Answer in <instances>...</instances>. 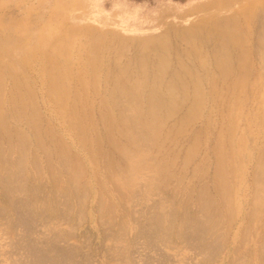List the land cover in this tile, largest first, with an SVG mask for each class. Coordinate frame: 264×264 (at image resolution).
Masks as SVG:
<instances>
[{"label":"rangeland","instance_id":"obj_1","mask_svg":"<svg viewBox=\"0 0 264 264\" xmlns=\"http://www.w3.org/2000/svg\"><path fill=\"white\" fill-rule=\"evenodd\" d=\"M217 22L237 23L240 29L239 41L227 42V51L223 49V51L227 53L229 51L232 54L229 53L231 56L227 58L232 68L234 67L233 71L225 76L227 81L222 80L224 76L222 75L223 78L220 76L218 72L220 66L214 59L211 47L216 42L210 43L199 39L205 34L210 36L216 27L215 25L218 24ZM71 31L73 32L72 39L76 42L74 46H69L72 51L67 53L69 62L70 59L74 60V62L72 61L74 65H71L70 62L71 76L73 77L72 79L70 77V83L67 82V87L70 88L71 92L70 97H68L70 101L67 105L59 107L48 98L46 85L42 84V81L37 77L41 71V65L37 63V60L38 62L43 60L41 57L43 52L49 50L50 43L55 38L62 36L63 44L70 40L67 34ZM39 35L40 39H47L39 45L37 60L34 59L35 63L31 65L29 72L24 71L23 67L20 68L19 66L13 69L12 61L24 51L23 46L30 48L35 46ZM263 35L264 0H0V64L6 66L4 96H9L12 93L11 78L7 76L13 75L16 78L18 75L20 81L28 83L27 87L22 90L25 93V99L34 107L37 103L38 107L36 106L35 109L37 108L38 112L35 111L37 112L36 116L40 114V117L37 116V118L41 119L42 128L53 130V141L49 144L50 147L54 148H51L52 151L54 150V154L50 158L47 153L44 154L45 151L42 152L43 150L35 145L28 146V153L27 155L24 153V156H21L19 152L5 153H8L6 155L7 162L0 169V264H31L32 258H35L36 255L38 258L33 259L36 260V262L32 261L34 264H39L40 261L41 264H45V262L46 264H264V205L263 208L257 206L259 199L262 198L260 196H264V173L260 166V163L264 161V103L262 102L264 100V45L260 43V38ZM187 36L192 38L188 39ZM199 40L204 42L203 45ZM147 41H151V47H156L160 43L165 45L166 54L169 56L167 64L171 69L166 72L169 77L166 74L165 81L170 76L172 78L179 74L181 81L185 82L183 85L187 91V94L178 90L176 93L174 92V94L179 93L175 95L177 98L171 94L182 107L179 104L174 112L179 110L177 114H172L175 117H166L169 120L162 122L161 127L163 128L160 129L159 143L152 141L149 138L150 135L146 137V131H144L145 136H142L143 133L142 135L139 134L145 125L144 121H149V116L140 117L137 115L138 111L134 115V110H132L139 107L141 113L146 114L148 101L145 96L150 98L149 94L143 93L138 96V99L136 98L140 103H143H141V107L135 106V103L139 105L138 101L134 97L130 99L129 95L127 98V94L124 95V92L114 93L116 97L114 95L113 97L118 101L113 100L108 94L111 90L108 88L112 87L108 83L111 79L110 76L108 80L105 79L107 83L101 79L99 82L88 86L85 103L73 96L79 92V84H77L75 77L78 73V66H80L78 57L74 58V55L77 56V50L82 43H85V50H88L89 43L99 47L101 53L106 50L104 60L107 65L112 66V72L109 71V73L111 72L110 75L116 76L119 74L117 72L118 67H122L121 63L123 65L130 64L128 66L131 70L137 66L136 59L134 60L133 57L145 49ZM110 45L111 47H109ZM217 45L222 47L225 46V43L218 42ZM118 51L122 52L119 53ZM148 51L152 53L151 57L155 58L156 51ZM238 55L243 56L244 60L240 58V61L243 62H238L239 59L236 60V56L239 58ZM131 63L134 67L131 66ZM237 65L240 66L236 67ZM243 66L247 69V79L240 90H235V88L230 87V82H234L238 77L239 68L243 70ZM106 72L103 71L102 73L105 74ZM208 72L214 75L216 82L210 83V80L208 81ZM8 73L13 74L9 75ZM135 74L137 73L131 71L132 81L138 79L139 75L135 77ZM215 86H217V92H213L212 95L211 90L213 91ZM162 88L161 97L164 98V101L169 102L172 97H169L165 87ZM226 88L230 91L228 92ZM202 92L207 93L202 95L203 99H201V95L196 98L197 94ZM180 93L184 95H180ZM181 96L184 99H179V101L178 98H182ZM168 97L169 99H167ZM199 99L203 101L202 103L199 102L198 116L191 124L188 123L190 125L184 126L181 123L182 126L180 121L189 114L187 111L193 106L192 101L197 103L196 100ZM112 101H115V104ZM231 101L242 103L235 112V128L233 130H231L229 117L231 113L229 103ZM73 103L75 104L72 105ZM189 105L191 106L189 107ZM77 107L80 108L79 114L82 113L83 117L85 115L88 117L87 119L82 117V121L87 125L84 133L87 140L85 143L88 150L90 148L97 149L94 158L86 154V150L83 149L85 147L80 142L77 133L74 130H67L65 127L63 116L66 114L69 116L72 109ZM83 109L86 113L81 112ZM101 111H104V114ZM29 112L31 114V110ZM100 113L102 115L99 116ZM105 113L114 118V121H111L116 148H111L110 143L112 142L106 136ZM127 113L133 114L132 117ZM126 116H130V118ZM139 117L140 119H138ZM14 119L10 118L11 127L19 128L22 133L28 130L25 134L27 137L30 135L28 138H31L30 129L25 125L27 124L25 123L26 119L24 124L22 122L23 125H19V121L23 120ZM127 119L141 122L134 125L131 120L129 122ZM73 121L75 123L77 117ZM137 124L143 127L139 128ZM118 125L120 128L127 127V130L130 131L138 129L136 130L137 133L135 130L133 133L134 142L131 143L127 135L119 131ZM178 125L181 126L180 131H178ZM136 126L137 128H134ZM228 126L229 131L227 130ZM171 127H174L171 132L172 135L169 132ZM144 130L146 129L144 128ZM197 132L199 141L195 138ZM166 134L169 136L165 140ZM139 135L151 141L148 142L145 138V141L141 142L138 138ZM96 136L100 137L102 142ZM224 139L228 140L223 141ZM96 140L101 142L99 146L102 147L98 146ZM162 141L165 142L163 143L164 146L161 144ZM145 142H148L149 148L152 147L153 150L148 149V147L145 148V146H149L148 143L145 145ZM218 143L222 144L223 147H228L227 149L230 145L233 147L231 151L228 150V153L232 154H228L229 157L227 158L230 163L236 162L233 170H228L227 176L225 175L232 187L229 202L230 206L232 205V210H228L230 213L226 212L215 185L218 166L216 153L217 147L220 145ZM128 144L130 145L128 146ZM57 147L62 148L63 151H69L67 154H62L65 159L59 155ZM191 148L197 151L190 157L191 159H185L186 155L189 156ZM122 150H128L132 155L135 154L137 158L141 159V164H145L144 167L142 166L137 172H130L127 169H114L113 166H109L110 163L115 164V166L117 164L118 168L124 165L123 157L125 155ZM236 150L240 151L238 155L234 154ZM33 154L35 155L33 156ZM172 162L175 165L170 167ZM182 162L185 164L184 169ZM78 169L85 176L80 174L82 179L77 183L80 185L79 189L78 185L75 184L78 181L73 183V186L76 185L75 188L79 190L77 196H82L87 191L83 186L85 180L88 182L86 186L89 184L90 188L88 186V192L75 199L77 190L72 187L71 182L74 180H72L71 173L78 171ZM204 170L205 174H203ZM161 171L162 173H158ZM257 172L260 174V180ZM14 173L15 175H13ZM6 179H11L12 183L10 181L5 182ZM167 179L170 180L166 182ZM97 180H101V187ZM258 180L259 182H256ZM177 182L181 183L178 184ZM83 189L84 191H82ZM202 189H206L204 194ZM258 189L261 190L258 191ZM200 190L203 194L202 197H200ZM64 191L69 193V197H64L66 193ZM197 195L200 198H197ZM201 198L203 199L200 200L202 204L198 201ZM62 201L66 204L64 205ZM204 202H208L207 205L210 208L205 207L204 204L206 203ZM219 205H222L221 214L219 211V214L211 220V213ZM199 209L204 210L200 211ZM251 210L253 212L257 210V212L252 213ZM220 215L221 217L218 218ZM173 216H177L176 219H173ZM158 219L163 223L162 227L159 226L161 223ZM170 222H174L173 225ZM188 223L191 226H188ZM167 224L170 226L167 227ZM156 225L162 229L159 228L157 231ZM198 225L200 226L198 227ZM166 228L168 234L165 233ZM170 228L171 230H169ZM194 229L198 230L199 233ZM150 231L155 235L147 233ZM215 241L218 243H214ZM38 244L41 245L38 246ZM28 245L30 247L34 245V248L45 253L42 256L37 249L36 251L33 248L36 253ZM31 250L33 254L30 253ZM40 254L41 260H39ZM69 254L70 257H67ZM59 255L62 257L64 255V258ZM43 257L50 260L43 262ZM58 261L60 262L58 263Z\"/></svg>","mask_w":264,"mask_h":264},{"label":"bare ground","instance_id":"obj_2","mask_svg":"<svg viewBox=\"0 0 264 264\" xmlns=\"http://www.w3.org/2000/svg\"><path fill=\"white\" fill-rule=\"evenodd\" d=\"M218 23V22H217ZM232 22H230V23H228V22H225V23H223V22H219L217 25H215L216 27L214 28V31H212V33H211V35L210 36H206V34H205V36H201L200 34V36L201 37H199V39H201V40H204V41H209L210 43H212L213 41H215L216 43H214V46L213 47H211L212 48V51H213V54H214V59H215V62L216 63H218V65L220 66V67H218L219 68V73H220V76L222 77V75L224 76V78L222 79V80H224L225 78H227V77H225V76H228L229 75V73H231L232 71H233V69H234V67L232 68V65H230V63H229V57L228 56H231L232 54L228 51V53L227 52H225V51H223V49H225L226 51H227V46H226V43L227 42H236V41H239V38H240V35H239V31H240V29L238 28V24L237 23H233V24H231ZM210 30V29H209ZM188 31V30H187ZM71 33V34H70ZM70 33H68L67 34V36H68V38H70V40H68L67 42H65V44H63V39H61L62 38V36H61V38L59 37V38H55V40H53V41H51V43H50V48H49V50H47V51H44L43 52V56H41V57H43V60L42 61H40V62H38V60H37V51L38 50H40V48H39V45L43 42V40L45 41L47 38H45V39H40V35H39V37H38V40H37V44L35 45V46H33L32 48H30V47H26V46H23L24 47V51L20 54V56L19 57H17V58H15L12 62V64H13V66H14V68L13 69H15V68H17L18 66L20 67V68H22L24 71H26V72H29V69L31 68V65L33 64V63H35V60L34 59H36L37 60V63H39L40 65H41V71H40V73H39V76H37L38 77V79L40 80V81H42V84H45L46 85V89L48 90V93H47V95H48V98L52 101V102H54V103H56L59 107H63V106H65V105H67L68 103H69V101L70 100H68V97H70V88L69 87H67V82H69V79H70V77H71V79H72V77L73 76H71V70H70V68H71V65H74V64H72L73 62H74V60H71L70 59V62H71V65H70V62H69V57H67V53H68V51H72L71 50V48H69V46H74V43L76 42V41H74V39H72V35H73V32L71 31ZM187 33V32H186ZM189 34V33H188ZM190 34H191V32H190ZM189 34V35H190ZM210 34V33H209ZM183 35V34H182ZM191 36V35H190ZM190 36H187V38L188 39H191V38H189ZM193 36V35H192ZM84 37V36H83ZM82 37V38H83ZM184 37V36H183ZM182 37V38H183ZM198 39V38H197ZM201 40H199V42H201ZM192 41V40H191ZM150 42L151 41H147L146 43H145V49H143L142 51H140L139 53H138V55L137 56H135V57H133V59L135 60L136 59V62H137V66L133 69V70H131V69H129V66H130V64H128V65H123L121 62V68L120 67H118L119 69H117V72H119V74L118 75H116V76H112V75H110V73L112 72V66L110 67V65H107L106 64V62H105V58H104V54H105V52H107L106 50H105V52H102L101 53V51H100V49H99V47H97V46H95V44H93V43H89V48H88V50H85V43L83 44H81L80 45V48L77 50L78 52H77V56L76 55H74V58H77L78 59V63L80 64V66H78V73H77V75H76V80H77V84H79V92H77L76 94H73V96H74V98L75 99H78V100H82V102L83 103H85V98H86V92H87V88H88V86L90 85H93V84H95V83H97V82H99V80H101V79H106V80H108V77H110L111 76V79L109 80V84H111V86H109V87H111V88H108L110 91V93H108L109 94V96L110 97H112L113 98V100H117L116 98H114V97H116L115 95L116 94H114V93H118V92H124V95H126L127 94V98H128V95L130 96V99H132V97H134V99L136 100V101H138L137 99H138V96L139 95H142L143 93H147V94H149V96H150V98H148V96H145V97H147L146 99H147V105H148V107H147V109H146V107H145V109H146V111H147V113L146 114H144L143 112L141 113V111H140V109H139V107H136V110H135V108L134 109H132V110H134V115H136V113H137V111H138V113H137V115H140V117L141 116H144V115H147V116H149V121H144V127L143 126H141V127H143V130H142V128L140 127V126H138V124L141 122V121H139V123L137 122V121H133V120H131V122L134 124V125H136V123H138L137 124V126L139 127V128H141V130H140V133L139 134H141L142 135V133H143V135L142 136H145V132L144 131H146V137H149V135H150V139L152 140V141H154V142H156V143H159V138H161V135H160V129H162L163 127H161L162 126V122L164 121H166L167 122V120H169V118H167L166 119V117H169V116H174V115H172L175 111H176V109H177V106L180 104H178L177 103V97L175 96V95H177V94H179L178 92H177V94H174V92L176 93V91L178 90V91H183V92H181V93H184V92H186V94H187V91H185V89H186V87L184 88V81L182 82L181 81V78H179L180 76H179V74H176V75H174L172 78H171V76H170V78H168V80L167 81H165L166 80V72H168V69L169 70H171L170 69V66H168V64H167V61L169 60L168 58H169V56L166 54V48H165V45L163 44V43H160V44H157V46L156 47H151L150 46ZM205 42V43H206ZM208 42V43H209ZM218 42H222L223 44L225 43V46H222L221 47V45H217V43ZM202 43V45H203V43L204 42H201ZM200 43V44H201ZM260 43H262L263 45H264V35L260 38ZM152 45V44H151ZM206 45H207V43H206ZM48 46H49V42H48ZM48 46H47V48H48ZM103 46V45H102ZM153 46V45H152ZM241 46V45H240ZM239 46V47H240ZM109 47H111V45L109 46ZM197 47H198V45H197ZM230 47V46H229ZM76 48V47H75ZM84 48V49H83ZM113 48V47H112ZM201 48V47H200ZM199 48V49H200ZM231 48V47H230ZM73 49V48H72ZM106 49V48H105ZM197 49V48H196ZM221 49H222V51H221ZM240 49V48H239ZM74 50V49H73ZM148 50H153V51H156V53L154 54L155 55V58H152L151 56V52L150 51H148ZM229 50V49H228ZM242 50V49H241ZM255 50V49H254ZM80 51V52H79ZM212 51H210V52H212ZM230 51H232V49H230ZM39 52V51H38ZM119 53H121L122 51H118ZM136 52V51H135ZM168 53H169V51H167ZM239 52V51H238ZM1 53V52H0ZM71 53V52H70ZM109 53V52H108ZM188 53H189V51H188ZM229 53L231 54V55H229ZM259 53V52H258ZM5 54V53H4ZM186 54V53H185ZM212 54V53H211ZM244 54V53H243ZM2 55H3V53H2ZM6 55V54H5ZM81 55H83V56H81ZM227 55V56H226ZM245 55V54H244ZM248 55V54H247ZM134 56V55H133ZM179 56H181V55H179ZM202 56V55H201ZM212 56V55H211ZM239 56V55H238ZM106 57V56H105ZM108 57V56H107ZM228 57V58H227ZM243 56H239V58H237V56H236V60H238L239 59V61L238 62H243L242 60L240 61V58H242ZM249 57V56H248ZM177 58V57H176ZM231 58V57H230ZM179 59H181V58H179ZM243 59V58H242ZM108 60H109V58H108ZM112 60V59H111ZM110 60V61H111ZM182 60V59H181ZM244 60V59H243ZM73 61V62H72ZM131 61H133V60H131ZM76 62V61H75ZM130 62V61H129ZM129 62H127V63H129ZM135 62V61H134ZM135 62V63H136ZM178 62H180L179 60H178ZM182 62V61H181ZM212 62H214V61H212ZM232 62V61H231ZM238 62H236V63H238ZM77 63V62H76ZM112 63V62H111ZM115 64H117V63H115ZM148 64V65H147ZM213 64V63H212ZM231 64H234V63H231ZM239 64V63H238ZM240 64H242V63H240ZM112 65V64H111ZM176 65V64H175ZM214 65V64H213ZM0 66H1V64H0ZM37 66V65H36ZM131 66H133L132 65V63H131ZM184 66V65H183ZM215 66V65H214ZM217 66V65H216ZM238 66H240V65H237L236 67H238ZM134 67V66H133ZM77 68V67H76ZM75 68V69H76ZM187 68V67H186ZM12 69V70H13ZM191 69V68H190ZM204 69V68H203ZM111 70V72L109 73V71ZM193 70V69H192ZM205 70V69H204ZM213 70V69H212ZM216 70V69H215ZM76 71H77V69H76ZM103 71H107L105 74H103L102 72ZM131 71H134V72H136L137 74H135V77H136V75H139L138 76V79H136V80H134V81H132V79H133V75H130V73H131ZM209 71H211V70H209ZM75 72V70L73 71V73ZM174 72V71H173ZM214 72V71H213ZM191 73H192V71H191ZM209 74L207 75V79H208V81L210 80V83H213V82H216V79H215V77H214V75H211V73L210 72H208ZM9 75H11V74H13V73H8ZM169 74H172V73H169ZM175 74V73H174ZM72 75H74V74H72ZM168 75V74H167ZM184 75H185V73H184ZM238 75V77L234 80V82H230L231 84V86L230 87H232V88H235V90H240L241 89V87H242V85L244 84V81L247 79L246 78V75H247V69H246V67L245 66H243V70L242 69H240L239 68V74H237ZM7 77H10L11 78V82H12V93L9 95V96H4V93H3V89H4V80H5V78H6V66H1L0 67V169H2L4 166H3V164L5 163V162H7V160H6V155L8 154H5L6 152H10V153H17V152H19V153H21V156H24L25 154L27 155V153H28V151H27V147L28 146H36L37 148H39L40 150H43L42 152H44V154L45 153H47V156L50 158L53 154H54V150L52 151V149H54V148H52V147H50V142L51 141H53V130H51L50 128H49V130L47 129H44V128H42V125H41V123H40V121H41V119L39 118L40 117V114H38L37 116H39L38 118H37V116H36V114H37V112H38V109L36 108L35 109V107L37 106L38 107V105H37V103H36V105H35V107L33 106V104L32 103H29V102H27V100L25 99V93L22 91V90H24L25 89V87H27V85H28V83H24V82H22V81H20L19 80V78H18V75H16V78L12 75V76H7ZM167 77H169V75L167 76ZM176 77H177V79H176ZM185 77V76H184ZM184 77L182 78V80L184 79ZM194 77V76H193ZM199 77V76H198ZM218 77V76H217ZM140 78V79H139ZM200 78V77H199ZM190 79V78H189ZM203 79V78H202ZM233 79V78H232ZM105 80V81H106ZM201 80V79H200ZM226 81H227V79H225ZM224 80V81H225ZM30 81V80H29ZM104 81V82H105ZM185 81H186V78H185ZM191 81V80H190ZM231 81V80H230ZM31 82V81H30ZM36 83V82H35ZM70 83V82H69ZM105 83H107V81L105 82ZM192 83V82H191ZM186 84H188V83H186ZM38 85H41V84H38ZM203 85V84H202ZM68 86H70V84H68ZM97 86V85H96ZM188 86V85H187ZM245 86H246V84H245ZM37 87V86H36ZM45 87V86H44ZM72 87V86H71ZM162 87H165L166 89V92H168V94H169V97H172V98H170V101L169 102H166V101H164V98H162L161 96V88ZM228 87V86H227ZM23 88V89H22ZM68 88H69V90H68ZM163 89V88H162ZM196 90V89H195ZM201 90H203L202 88H201ZM201 90H200V92H201ZM226 90L229 92L230 90L228 89V88H226ZM247 90V89H246ZM191 91V90H190ZM163 92V91H162ZM213 92L214 93H216L217 92V86H215L214 87V89H213V91L211 90V93H212V95H213ZM228 92H227V94H228ZM238 92V91H237ZM126 93V94H125ZM180 93V95H184V94H181ZM196 93H197V90H196ZM203 93V94H202ZM202 93H200V94H197V96H196V98H198V95L200 96L201 95V99H203L202 98V95H204V94H207V93H204V92H202ZM164 94V93H163ZM167 94V95H168ZM171 94H173L174 95V97H176V98H174L173 96H171ZM113 95H114V97H113ZM193 95H196V94H194L193 93ZM230 95H231V93H230ZM45 96H46V94H45ZM119 96V95H118ZM117 96V97H118ZM166 96V95H165ZM228 96V95H227ZM247 96V95H246ZM121 97V96H120ZM169 97L167 98V99H169ZM182 97V96H181ZM204 97V96H203ZM234 97V96H233ZM111 98V99H112ZM137 98V99H136ZM187 98V97H186ZM193 98H195V96H193ZM195 98V99H196ZM236 98V97H235ZM119 99V98H118ZM129 99V100H130ZM149 99V100H148ZM179 99H184V97H182V98H178V100ZM194 99V100H195ZM201 99H199V100H196L197 101V103L196 102H193L192 101V103H193V106L187 111V112H189V114H187V116L185 117V118H182V121H180V124L182 123L184 126H188V125H190L195 119H196V116H198V114L197 113H199L198 111V105H199V102L200 103H202V101L203 100H201ZM264 99V98H263ZM72 100V99H71ZM77 100V101H78ZM73 101V100H72ZM118 101V100H117ZM128 101V100H127ZM131 101V100H130ZM135 101V102H136ZM180 101V100H179ZM111 102V101H110ZM113 102V101H112ZM115 102V101H114ZM113 102V103H114ZM119 102H121V101H119ZM262 102L264 103V100H262ZM261 102V103H262ZM71 103V102H70ZM132 103V102H131ZM142 103V102H141ZM141 103L138 101V104L139 105H136V103H135V106H140L141 107ZM196 103V104H195ZM204 103V102H203ZM228 103V102H227ZM75 103H73L72 105H74ZM115 104V103H114ZM129 104H130V102H129ZM143 104V103H142ZM241 102L240 101H231L230 103H229V109H230V111H231V113L229 114V117H230V123H231V130H233L234 128H235V122H234V120H235V112H236V110L237 109H239L240 107H241ZM95 105H96V103H95ZM120 105V104H119ZM133 105V104H132ZM131 105V106H132ZM165 105H166V107H165ZM77 106V105H76ZM180 106H181V104H180ZM191 105H189V107H190ZM263 106V105H262ZM68 107V106H67ZM163 107H165V108H163ZM182 107V106H181ZM181 107H178V108H181ZM227 107V106H226ZM130 108V107H129ZM133 108V107H132ZM225 108V107H224ZM246 108V107H245ZM93 109H94V107H93ZM105 109H107L106 107H105ZM104 109V110H105ZM125 109V108H124ZM139 109V110H138ZM227 109H228V107H227ZM31 110V114H30V111ZM37 112H36V111ZM40 110V109H39ZM67 110H68V108H67ZM97 111V110H96ZM95 111V112H96ZM179 111V110H178ZM177 111V112H178ZM245 111V110H244ZM29 112V113H28ZM36 112V113H35ZM40 112V111H39ZM79 112H80V108H73L72 109V113L68 116V114H66V115H64L63 117V119H64V122H65V127H66V129L68 130V129H70V130H74L76 133H77V135H78V137H79V139H80V142L82 143V145L86 148H83L84 150H86L85 152H86V154L89 156V157H91V158H94V156L96 155V153H97V149H95V148H90L89 150L87 149V147H86V143L85 142H87V140L85 139V136H84V133H85V128L87 127V125L82 121V113L81 114H79ZM81 112H83V113H86V111L84 112V109H83V111H81ZM91 112V111H90ZM89 112V113H90ZM136 112V113H135ZM162 112H164V113H162ZM177 112L176 113H174L175 115L177 114ZM88 113V114H89ZM101 113L102 114H104V111L102 112L101 111ZM99 114V116L100 115H102V114ZM171 115H170V114ZM91 114V113H90ZM98 114V113H97ZM106 114V117H104V120H105V122H106V124H107V131H106V136H107V138H109V141H111L112 143H110L112 146H115V147H112L109 143V145L111 146V148H116V140H115V138H114V136H113V123H112V121H114V118H112V116H110L108 113H105ZM112 114V113H111ZM128 114V113H127ZM84 115V114H83ZM92 115V114H91ZM128 115H130L131 117H132V115L131 114H128ZM88 116V115H87ZM93 116V115H92ZM91 116V117H92ZM115 116V115H114ZM113 116V117H114ZM130 116H126V117H129L130 118ZM179 116H181V115H179ZM183 116V115H182ZM77 117V121L74 123V119ZM86 119L88 118V117H86V115L84 116ZM83 117V118H84ZM135 117H138V116H135ZM140 117L138 118V119H140ZM175 117V116H174ZM10 118H15V119H21V120H23V121H19V125L20 124H22V122H23V124H24V120L26 119V122L25 123H27V124H25L26 126H28L29 127V132L32 134L31 136V138H28V137H30V135L27 137V135L25 134L27 131H25V132H21L20 130H19V128L17 129V127H15V128H12L11 127V125H10ZM49 118V117H48ZM115 118H117V117H115ZM124 118V117H123ZM172 118V117H171ZM179 119H180V117H178ZM14 119V120H15ZM121 119V118H120ZM135 120L137 119V118H134ZM166 119V120H165ZM112 120V121H111ZM127 120H129V119H127ZM130 120H129V122H130ZM192 120V121H191ZM12 121V120H11ZM178 121V122H179ZM191 121V122H190ZM16 122H17V120H16ZM15 122V123H16ZM119 122V121H118ZM12 123H13V121H12ZM11 123V124H12ZM53 123V122H52ZM90 123H91V121H90ZM120 123V122H119ZM176 123V122H175ZM188 123H190V124H188ZM18 124V123H17ZM22 124V125H23ZM93 124V123H92ZM179 124V123H178ZM179 124V125H180ZM181 124V125H182ZM187 124V125H186ZM120 125V124H119ZM119 125H118V127H119ZM178 125V131H180V127L181 126H179ZM182 125V126H183ZM26 126H25V128H26ZM121 126H123V125H121ZM137 126L136 127H134V128H137ZM175 126H176V124H175ZM209 126H210V124H209ZM227 126V125H226ZM24 127V126H23ZM130 127V126H129ZM47 128H48V126H47ZM144 128L146 129V130H144ZM172 129L169 131L170 133L172 132V130H173V128L174 127H171ZM184 128V127H183ZM228 129V131L230 130L229 129V126L227 127ZM130 129H132V128H130ZM182 129V128H181ZM185 129H186V127H185ZM184 129V130H185ZM25 130V129H24ZM135 130V129H134ZM134 130L132 129V131H130V130H127V127H123V128H120L119 127V131L120 132H122L123 134H126L127 135V138H128V140L132 143V142H134V136H133V133H134ZM136 130H138V129H136ZM135 130V131H136ZM175 130H177V129H175ZM183 130V129H182ZM226 130V131H227ZM104 131H105V129H104ZM141 131H143V132H141ZM52 132V133H51ZM102 132V131H101ZM223 132H224V130H223ZM29 133V134H30ZM103 133V132H102ZM118 133V132H117ZM136 133H137V131H136ZM169 133V134H170ZM177 134H178V132H176ZM180 133V132H179ZM195 133V132H194ZM98 134V133H97ZM169 134L167 135L166 134V136H164V139L166 138H168V136H169ZM173 133H171L170 135H172ZM176 134V136H178ZM227 134V133H226ZM232 134H233V132H232ZM102 136H103V134H101ZM138 136V135H137ZM140 137V135H139V139L141 140V142L142 141H145V138L146 137ZM197 136H198V132L196 133V137L195 138H197ZM229 136V135H228ZM27 137V138H26ZM97 137V136H96ZM126 137V136H125ZM199 137V136H198ZM98 138V137H97ZM97 138H95V139H97ZM143 140H142V139ZM174 138V137H173ZM101 138L99 137L98 138V140L99 141H101L100 140ZM148 138H146V141H151L150 139L149 140H147ZM163 139V138H162ZM165 139V140H166ZM171 139V138H170ZM199 138H197L196 140L197 141H199L198 140ZM232 139H233V137H232ZM58 140V139H57ZM138 140V139H137ZM173 140V139H172ZM225 140H228V139H224L223 141H225ZM97 141V140H96ZM99 141H97L98 143V146H99V144L102 142H99ZM164 141V140H163ZM161 142V144L164 146V144L163 143H165V142ZM120 142V141H119ZM148 142H145L146 144L145 145H147V143ZM167 142V141H166ZM50 143V144H49ZM153 143V142H152ZM193 143V142H192ZM197 144H198V142H196ZM195 143V144H196ZM227 143H228V141H227ZM230 143V142H229ZM47 144L49 145L48 147H47ZM52 144H53V142H52ZM155 144V143H154ZM154 144H151V145H154ZM218 144H220V143H218ZM218 144H217V146H218ZM235 144V143H234ZM122 145V144H121ZM120 145V146H121ZM130 144H128V146H129ZM148 145L149 146H145V148H147L148 147V149H150L149 147H150V144L148 143ZM170 145V144H169ZM57 146H58V144H57ZM141 146H143L144 147V145H141ZM155 146V145H154ZM197 146H199V145H197ZM78 147H81V146H78ZM99 147H102L101 145L99 146ZM109 147V146H108ZM230 147H231V145H230ZM229 147V149H227L228 147H223L222 146V144H220L218 147H217V162H218V166H217V172H216V186H217V190H218V196H219V198H220V200L222 201V203H223V206H224V208H226L225 210H226V212L228 211V210H230L231 209V206H230V204H229V202H230V194H231V185H230V183H229V181H227V175H226V173H227V171L228 170H233V168H234V165H236V162H234V163H230L229 162V159L227 158V157H229L228 156V154H230V153H228V150H232V148L233 147H231L230 148ZM33 148V147H32ZM52 148V149H51ZM58 148V147H57ZM133 148H135V147H133ZM147 149V150H148ZM151 149L153 150V148L151 147ZM150 149V150H151ZM198 149V148H197ZM216 149V148H215ZM58 150V153H59V155L60 156H62V154H67L68 152L67 151H63L62 150V148L61 149H57ZM116 150V149H115ZM143 150H146V149H143ZM162 150V149H161ZM27 151V152H26ZM34 151V150H33ZM32 151V153H34ZM102 151V150H101ZM197 151V150H196ZM195 150H194V148H191L190 149V152H189V156H187V158H186V156L184 157L185 159H191L190 157L191 156H193V154H194V152H196ZM38 152H40V151H38ZM117 152V151H116ZM148 152V151H147ZM239 150H236V151H234V154L235 155H238L239 154ZM9 153V154H10ZM25 153V154H24ZM102 153V152H101ZM119 153V152H118ZM122 153L125 155L123 158H124V165H120L121 167L120 168H118L119 166L116 164V166H115V164H113V163H110V165L109 166H113V168L114 169H121V168H123V169H127V170H129L130 172H137L142 166L144 167V165L143 164H141V159L140 158H137L136 157V155L135 154H133L132 155V153L130 152V151H128V150H122ZM170 153V152H169ZM177 153V152H176ZM246 153V152H245ZM36 154H38V153H36ZM42 154V153H41ZM168 154V153H167ZM166 154V155H167ZM232 154V153H231ZM230 154V155H231ZM35 154H33V156H34ZM112 155V154H111ZM117 155V154H116ZM165 155V156H166ZM261 155V154H260ZM32 156V157H33ZM39 156V155H38ZM109 156V155H108ZM262 156V155H261ZM64 156H62V158H63ZM74 157H75V155H74ZM174 157H177L176 155H174ZM231 157V156H230ZM8 158H10V157H8ZM23 158H25L26 159V157H23ZM34 158V157H33ZM36 158H37V156H36ZM35 158V159H36ZM178 158V157H177ZM176 158V160H178L179 161V159H177ZM232 158V157H231ZM260 158V157H259ZM63 159H65V158H63ZM67 159V158H66ZM68 159H70V158H68ZM245 159V158H244ZM33 160V159H32ZM174 160V162H175V159H173ZM233 160V159H232ZM34 161V160H33ZM44 161V160H43ZM54 161V160H53ZM56 161V160H55ZM54 161V162H55ZM68 161H70V160H68ZM73 161V160H72ZM109 161H110V157H109ZM144 161V160H143ZM153 161V160H152ZM155 161V160H154ZM190 161V160H189ZM167 162V161H166ZM165 162V163H166ZM191 162V161H190ZM155 163V162H154ZM173 163V162H172ZM176 163V162H175ZM175 163H173L172 165H170V167H173L174 165H175ZM47 164V163H46ZM82 164V163H81ZM108 164H109V162H108ZM159 164V163H158ZM182 164L184 165L183 166V169H184V167H185V164L182 162ZM44 165H45V163H44ZM153 165V164H152ZM164 166H165V164H163ZM207 165H208V163H207ZM2 166V167H1ZM60 166V165H59ZM159 166V165H158ZM163 166V167H164ZM260 166H261V168H262V170H263V173H264V161L263 162H261L260 163ZM62 167V166H61ZM157 167V166H156ZM46 168V167H45ZM63 168V167H62ZM61 168V169H62ZM112 168V167H111ZM175 168V167H174ZM187 168V167H186ZM79 169H83V168H79ZM78 169V171H73L71 174H72V177H73V179L72 180H74V181H70L71 183H72V187H74L73 189H75V190H77L74 194L76 195V197H75V199L76 198H80V197H82L85 193H87L88 192V190H89V188H90V186H89V184L86 186V184L88 183V182H86V180L84 181L85 182V184L83 185L84 186V189H85V193H83L82 194V196H77L78 194V189L80 188V185H78L77 183H79V180L80 179H82V177H80V174L81 175H84V174H82V173H80L81 172V170H79ZM172 169V168H171ZM202 169V168H201ZM257 169V168H256ZM9 170V169H8ZM84 170V169H83ZM155 170H156V168H155ZM164 171H165V169H163ZM162 170V171H163ZM168 170V169H167ZM167 170H166V172H167ZM208 170V169H207ZM162 171L161 172H158V173H162ZM176 171V170H175ZM175 171H173V172H175ZM180 171V170H179ZM181 171H182V169H181ZM195 171V170H194ZM205 172V170L203 171V174H205L204 173ZM233 172V171H232ZM259 173H260V171H258ZM257 172V173H258ZM10 173V172H9ZM171 173V172H170ZM169 173V174H170ZM233 173H235V172H233ZM256 173V174H257ZM258 173V178H259V180H260V177H259V174ZM19 174V173H18ZM39 174V173H38ZM131 174V173H130ZM169 174H167V175H169ZM186 174V173H185ZM13 175H15V173L13 174ZM161 175V174H160ZM226 175V176H225ZM264 175V174H263ZM18 176V175H17ZM38 176V175H37ZM71 176V175H70ZM85 176V175H84ZM83 176V177H84ZM164 176H165V174H164ZM164 176H162V177H164ZM171 176V175H170ZM257 176V175H256ZM10 177V176H9ZM38 177H40V176H38ZM52 177H53V175H52ZM51 177V178H52ZM60 177V176H59ZM226 177V178H225ZM8 178V177H7ZM79 178V179H78ZM161 178V177H160ZM159 178V179H160ZM167 178H170L169 176H167ZM172 178H173V175H172ZM171 178V179H172ZM183 178H184V176H183ZM231 178V177H230ZM257 178V179H258ZM16 179V178H15ZM53 179V178H52ZM69 179V178H68ZM97 179H99V178H97ZM109 179V178H108ZM180 179H182V176H180ZM7 180V179H6ZM5 180V182H8V181H10L11 179H9V180H7L6 181ZM67 180V179H66ZM70 180V179H69ZM110 180V179H109ZM163 180V179H162ZM165 180V179H164ZM168 180H170V179H167L166 180V182L168 181ZM259 180L258 181H256V182H259ZM264 180V179H263ZM68 181V180H67ZM76 181H78V182H76ZM98 182H99V185L100 184H102L101 183V180H97ZM97 181H96V183H97ZM179 181H181V180H179ZM184 181V180H183ZM11 182V181H10ZM53 182V181H52ZM76 182V183H75ZM163 182V181H162ZM161 182V183H162ZM182 182V181H181ZM181 182H179V183H181ZM3 183V182H2ZM12 183V182H11ZM73 183H75V184H77L78 185V189H76L75 188V186L76 185H74L73 186ZM95 183V184H96ZM178 183V182H177ZM178 183V184H179ZM9 184V183H8ZM53 184H54V182H53ZM112 184H113V182H112ZM262 184H263V182H262ZM1 185H3V184H1ZM70 185V184H69ZM115 185V184H114ZM113 185V186H114ZM264 185V184H263ZM4 186V185H3ZM18 186V185H17ZM16 186V187H17ZM52 186V185H51ZM54 186V185H53ZM85 186H86V188H85ZM88 186H89V188H88ZM5 187H6V184H5ZM48 187V186H47ZM100 187H101V185H100ZM103 187V186H102ZM115 187V186H114ZM175 187L177 188V186L175 185ZM185 187V186H184ZM203 187H205V186H203ZM12 188V187H11ZM41 188V187H40ZM192 188V187H191ZM190 188V189H191ZM15 189V188H14ZM67 189H68V187H67ZM84 189L82 190V191H84ZM184 190H185V188H183ZM182 189V190H183ZM189 189V190H190ZM207 189V188H206ZM206 189L204 190V189H202L203 191V194L206 192ZM74 190V191H75ZM103 190H104V188H103ZM183 190V191H184ZM192 190V189H191ZM261 189H258V191H260ZM70 191V190H69ZM68 191V192H69ZM81 191V190H80ZM105 191V190H104ZM205 191V192H204ZM63 192V191H62ZM64 192H66L65 193V198H66V196H68V194H67V191H64ZM93 192V191H92ZM262 192V191H261ZM105 193H106V191H105ZM177 193V192H176ZM189 193H190V191H189ZM199 193V192H198ZM263 193V192H262ZM64 194V193H63ZM102 194V193H101ZM202 193H201V190H200V197H202V195H203ZM258 195H260L259 193H257ZM81 195V194H80ZM87 195V194H86ZM108 195V194H107ZM182 195V194H181ZM189 195V194H188ZM71 196H72V194H71ZM102 196H103V194H102ZM101 196V197H102ZM199 195H197V198H200V197H198ZM69 197V196H68ZM100 197V198H101ZM257 197V196H256ZM260 197H262L261 199H259V201H258V203H257V206H260V208L264 205V196H260ZM72 198V197H71ZM85 198V197H84ZM103 198V197H102ZM109 198H110V196H109ZM188 198H189V196H188ZM70 199V198H69ZM83 199V198H82ZM67 200V199H66ZM72 200V199H71ZM81 200V199H80ZM198 200V199H197ZM203 200L202 198L201 199H199L198 201L201 203V201ZM208 200V199H207ZM65 201V200H64ZM64 201H62L63 202V204H64ZM83 201V200H82ZM67 202V201H66ZM78 202V201H77ZM81 202V201H80ZM102 202V201H101ZM79 203V202H78ZM199 203V204H200ZM204 203H206V204H204ZM203 204L204 205H206L205 207H209L208 205H207V203L208 202H204ZM66 204V203H65ZM64 204V205H65ZM70 204V203H69ZM202 204V203H201ZM179 205V204H178ZM67 206V205H66ZM71 206V205H70ZM221 206L222 205H219L216 209H214V212L213 213H211V217H210V219L211 220H213V217L215 216H217L218 214H219V211H220V209H221ZM204 207V208H205ZM252 207H253V205H252ZM71 208V207H70ZM201 208V207H200ZM202 208H203V206H202ZM210 208V207H209ZM209 208H207V209H209ZM254 208V207H253ZM257 208H259V207H257ZM256 208V209H257ZM260 208H259V210H260ZM263 208V207H262ZM49 209V208H48ZM72 209V208H71ZM81 209V208H80ZM65 210V209H64ZM189 210V209H188ZM187 210V211H188ZM200 211L201 210H204V209H199ZM205 210H206V208H205ZM232 210V209H231ZM69 211V210H68ZM254 211H256L257 212V210H254ZM70 212H71V210H70ZM229 212V211H228ZM251 212L252 213H256V212H253L252 210H251ZM65 213V212H64ZM171 213V212H170ZM206 213V212H205ZM230 213V212H229ZM250 213V212H249ZM220 214H221V211H220ZM251 214V213H250ZM249 214V215H250ZM170 215H173V214H170ZM183 215V214H182ZM227 215H228V213H227ZM252 215H254V214H252ZM252 215H250V216H252ZM8 216V215H7ZM186 216V215H185ZM230 217L232 216V215H229ZM255 216V215H254ZM38 217H39V215H38ZM160 217V216H159ZM161 217H163V216H161ZM176 217L177 216H173V219L175 218L176 219ZM187 217V216H186ZM221 217V215L218 217V218H220ZM229 217V218H230ZM156 218H157V216H156ZM171 218V217H170ZM169 218V219H170ZM233 218V217H232ZM250 218H252V217H250ZM11 219V218H10ZM164 219V218H163ZM181 219V218H180ZM189 219V218H188ZM159 220V219H158ZM195 220V219H194ZM200 220V219H199ZM202 220V219H201ZM205 220V219H204ZM206 221V220H205ZM220 221V220H219ZM26 222V221H25ZM158 222V221H157ZM159 222H160V220H159ZM164 222V221H163ZM191 222V221H190ZM200 222V221H199ZM207 222V221H206ZM154 223V222H153ZM152 223V224H153ZM161 223V222H160ZM172 223H174V222H172ZM171 222H170V224H172ZM217 223H219L218 221H217ZM32 224V223H31ZM159 224V223H158ZM163 223H161V224H159V226H161ZM191 224V223H190ZM208 224V223H207ZM207 224H206V226H207ZM168 225V224H167ZM173 225V224H172ZM171 225V226H172ZM192 225H193V223H192ZM197 225V224H196ZM203 225H204V223H203ZM213 225V224H212ZM157 226V228H155L157 231H159V226L158 225H156ZM170 225H168L167 227H169ZM183 226V225H182ZM188 226H191V225H189V223H188ZM200 225H198V227H199ZM45 227V226H44ZM150 227V226H149ZM152 227V226H151ZM162 227V226H161ZM211 227V226H210ZM213 227V226H212ZM190 228V227H189ZM192 228H194V227H192ZM206 228V227H205ZM146 229V228H145ZM144 229V230H145ZM152 229H154V228H152ZM154 229V230H155ZM160 229H162V228H160ZM167 229V228H166ZM198 229V228H197ZM207 229H208V226H207ZM212 229V228H211ZM214 229V228H213ZM149 230V229H148ZM169 230H171V228L169 229ZM173 230V229H172ZM190 230V229H189ZM195 231H197L198 232V230H196V229H194ZM193 230V231H194ZM199 230H201V229H199ZM146 231V230H145ZM152 231V230H151ZM147 232V233H153V232ZM157 231H155L156 232V234H157ZM167 231H168V229L165 231V233L166 234H168L167 233ZM178 231V230H177ZM183 231V230H182ZM188 231V230H187ZM194 231V232H195ZM190 232V231H189ZM47 233V232H46ZM146 233V234H147ZM199 233V232H198ZM28 234H30V233H28ZM43 234V233H42ZM195 234V233H194ZM215 234V233H214ZM26 235V234H25ZM48 235V234H47ZM51 235V234H50ZM55 235V234H54ZM153 235H155L154 233H153ZM161 235H165V234H161ZM196 235H197V233H196ZM200 235V234H199ZM199 235L197 236L198 238H199ZM202 235H204L203 233H202ZM213 235V234H212ZM53 236V235H52ZM63 236V235H62ZM157 236V235H156ZM206 236V235H205ZM55 237V236H54ZM158 237V236H157ZM162 237V236H161ZM202 237V236H201ZM208 237V236H207ZM206 237V238H207ZM156 238V237H155ZM65 239V238H64ZM158 239V238H157ZM203 239V238H202ZM53 240H54V238H53ZM156 240V239H155ZM164 240V239H163ZM206 240V239H205ZM215 240V239H214ZM157 241V240H156ZM158 241H159V239H158ZM203 241V240H202ZM38 242H39V240H38ZM46 242V241H45ZM50 242V241H49ZM29 243V242H28ZM27 243V244H28ZM41 243V242H40ZM214 243H216V241L214 242ZM218 243V242H217ZM216 243V244H217ZM37 244V243H36ZM39 245H41V244H38V246ZM213 245V244H212ZM219 245V244H218ZM27 246V245H26ZM29 246V245H28ZM32 246V245H31ZM37 246V245H36ZM35 246V247H36ZM56 246V245H55ZM203 246V245H202ZM217 246V245H216ZM24 247H25V245H24ZM48 247V246H47ZM160 247V246H159ZM204 247V246H203ZM29 248L30 249H32L33 251H35L37 248H34V245H33V247H30L29 246ZM35 250H34V249ZM215 248V247H214ZM28 250V249H27ZM31 250V252L30 253H32L33 251ZM38 250V249H37ZM36 250V251H37ZM47 250H49V249H47ZM65 250V249H64ZM63 250V251H64ZM30 251V250H29ZM35 251V252H36ZM57 251H59V250H57ZM38 252L39 253H41L42 254V256H43V253H45L44 251H43V253L41 252V251H39L38 250ZM49 252V251H48ZM29 253V252H28ZM37 253V252H36ZM33 254V253H32ZM41 254L39 255L40 257V259L39 260H41ZM31 255V254H30ZM34 255H36L35 253H34ZM58 255V254H57ZM56 255V256H57ZM62 255V254H61ZM61 255H59V256H61ZM32 256V255H31ZM37 256V255H36ZM36 256H34L35 258H38V256L36 257ZM62 257V256H61ZM67 257H70V254H69V256H67ZM35 258H32V261H35L36 262V260H33V259H35ZM58 258V257H57ZM62 258H64V255H63V257ZM29 259V258H28ZM55 259V258H54ZM47 260H50V259H44V257H43V262H45V261ZM57 260V259H56ZM55 260V261H56ZM67 260V259H66ZM31 261V264L33 263ZM38 262V261H37ZM60 261H58V263H59ZM66 262H68V261H66ZM70 262V261H69ZM39 263V262H38ZM42 262L40 261V263L39 264H41ZM56 263H57V261H56ZM71 263V262H70ZM78 263V262H77ZM81 263V262H80ZM27 264V263H26ZM34 264V263H33ZM35 264H37V263H35ZM45 264H46V262H45ZM48 264V263H47ZM69 264V263H68ZM75 264V263H74Z\"/></svg>","mask_w":264,"mask_h":264}]
</instances>
